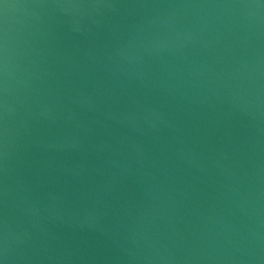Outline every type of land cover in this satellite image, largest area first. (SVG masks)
<instances>
[{
  "label": "water",
  "instance_id": "water-1",
  "mask_svg": "<svg viewBox=\"0 0 264 264\" xmlns=\"http://www.w3.org/2000/svg\"><path fill=\"white\" fill-rule=\"evenodd\" d=\"M0 264H264V0H0Z\"/></svg>",
  "mask_w": 264,
  "mask_h": 264
}]
</instances>
